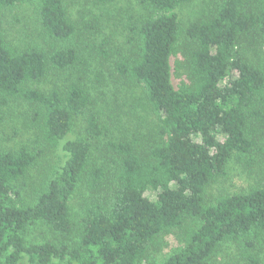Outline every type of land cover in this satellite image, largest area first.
Here are the masks:
<instances>
[{
	"label": "trees",
	"instance_id": "16d2710c",
	"mask_svg": "<svg viewBox=\"0 0 264 264\" xmlns=\"http://www.w3.org/2000/svg\"><path fill=\"white\" fill-rule=\"evenodd\" d=\"M191 1L137 0L146 12L114 66L141 87L155 117L158 135L147 145L104 140L87 88L72 78L85 70L76 47L13 49L0 27V122L12 100L25 102L43 142L0 150V264H208L223 243L250 249L261 237L264 183L216 196L209 188L231 161L264 154L254 127H264V0H210L184 29L178 9ZM24 2L36 4L49 40L72 37L63 0H0V9ZM183 32V78L174 83ZM50 68L72 76L48 91L30 85ZM56 144L62 162L25 195L42 147ZM172 229L181 245L156 260Z\"/></svg>",
	"mask_w": 264,
	"mask_h": 264
},
{
	"label": "rangeland",
	"instance_id": "374dc122",
	"mask_svg": "<svg viewBox=\"0 0 264 264\" xmlns=\"http://www.w3.org/2000/svg\"><path fill=\"white\" fill-rule=\"evenodd\" d=\"M70 19L75 25V32L68 40H49L40 25L38 11L34 2H24L0 9V27L5 40L13 49L37 47L44 52L74 46L79 51L78 67L83 66L81 76L72 77L87 88L93 110L106 127L107 138L104 140H132L140 145L150 144L157 137L158 128L152 112L146 107L141 87L123 77L115 70V63L121 61L131 48L130 42L135 33L132 27L145 14L144 7L137 0H114L109 3H98L96 0H63ZM210 0H192L178 9L180 24L186 28L191 22L199 19L211 6ZM186 43L184 32L179 38L177 54L171 58L173 81L183 78L181 67L182 53L180 43ZM103 52H106L103 54ZM251 56V52L245 51ZM81 60L86 61L81 65ZM71 74L59 75L51 68L39 82L30 85L48 91L55 85L62 86ZM71 78V77H70ZM71 78V80H72ZM35 107V106H34ZM29 104L12 100L4 109L6 118L0 122V150L17 149L23 145L40 146L36 126L28 116ZM74 130L79 128V120ZM32 126H31V125ZM254 125H251L253 127ZM257 127L258 145H264V127ZM44 153L30 170L25 185L32 190V180L41 181L47 178L62 162L63 154L60 145L42 147ZM100 156V154H97ZM249 165L231 161L227 166L225 177L218 178L209 188L212 195L240 192L264 183V154L256 150L251 154ZM35 186V185H33ZM210 195V194H209ZM177 229H172L162 236L163 244L153 252L156 260H162L181 245ZM251 240H253L252 236ZM257 258L256 264H264V232L248 249L243 242L223 243L210 258L208 264H252L248 254Z\"/></svg>",
	"mask_w": 264,
	"mask_h": 264
}]
</instances>
